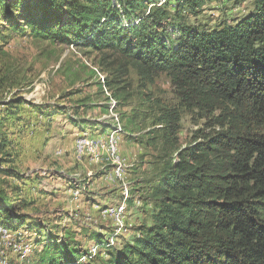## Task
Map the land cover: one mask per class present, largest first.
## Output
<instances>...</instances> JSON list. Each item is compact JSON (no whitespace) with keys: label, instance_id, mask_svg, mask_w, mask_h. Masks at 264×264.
I'll return each mask as SVG.
<instances>
[{"label":"trees","instance_id":"obj_1","mask_svg":"<svg viewBox=\"0 0 264 264\" xmlns=\"http://www.w3.org/2000/svg\"><path fill=\"white\" fill-rule=\"evenodd\" d=\"M162 1L0 0V227L33 233L42 251L32 264H264V0L232 25L209 29L182 15L198 16L207 0ZM28 36L121 60L115 78L99 84L110 91L129 67L145 83L164 74L181 108L205 120L179 148V113L159 111L153 123L166 155L149 189L150 223L120 243L114 231L97 230L94 257L67 227L56 234L51 220L30 222L8 190L7 179L18 175L5 167L12 162L2 129L26 103L20 89L30 70L6 48ZM90 109L73 108L71 123L83 128Z\"/></svg>","mask_w":264,"mask_h":264},{"label":"rangeland","instance_id":"obj_2","mask_svg":"<svg viewBox=\"0 0 264 264\" xmlns=\"http://www.w3.org/2000/svg\"><path fill=\"white\" fill-rule=\"evenodd\" d=\"M252 2L207 0L198 16H189L187 12L182 15L190 25L219 28L232 25L248 14ZM6 51L30 70L26 74V85L20 89L26 103L19 107L15 116L4 121L2 129L7 142L4 151L12 162L5 167L18 175L8 178L7 186L21 205V213L28 215L30 222L51 220L53 227H57L56 234H60L61 226L67 227L86 251L95 246L91 235L97 230L103 234L114 231L118 243L134 237L135 227L150 223L149 189L161 167L160 156L166 155L158 139L161 132H155L158 127L154 119L161 109L179 113L180 123L175 135L179 148L193 142L196 131L204 128L205 120L197 112L181 108L179 96L164 74L152 83H145L129 67L128 75L121 78L122 84L110 91L100 85L106 78H115L121 60L112 64L114 58L103 60L89 49L40 42L30 36L14 38ZM117 88L124 90L118 94ZM77 107L81 110L91 107L82 117L89 123L99 121L98 125L87 123L89 125L79 128L71 123L72 109ZM39 110L47 114L41 115ZM109 125H119L121 130L115 135V142L124 172L123 181L116 184L103 180L110 166L96 163L88 155L81 161L75 156L79 139L113 133ZM153 138L158 139L154 144L150 141ZM76 190L80 193L79 199L73 200L70 195ZM126 195L130 204L125 211L122 236H119L117 221L103 219L100 210L109 207L106 204L110 207L120 205ZM138 199L140 207L136 209ZM61 217L64 218L59 221ZM10 233L12 239L10 236L0 238V264H26L27 259V264L37 261L42 247L32 241L33 233L26 230ZM23 255L25 260H22Z\"/></svg>","mask_w":264,"mask_h":264},{"label":"bare ground","instance_id":"obj_3","mask_svg":"<svg viewBox=\"0 0 264 264\" xmlns=\"http://www.w3.org/2000/svg\"><path fill=\"white\" fill-rule=\"evenodd\" d=\"M110 129L113 131V133H111L110 131V133L106 134L104 137H97V138L87 137V138L79 139L76 142L75 156L80 160L86 157V155H88L90 156V158L93 159L94 162L104 164L105 166H110L111 170H109L106 174L103 175V180L111 184H116L123 181V172H124V164L123 161L117 156L116 142H115V135L121 133V130L119 128V125H111ZM79 194H80L79 191L76 190L70 196L73 200H77L79 199ZM126 200H127V195L125 197L124 202H122L120 205H116L115 207H110V206L104 207V209L100 210V215L103 219L114 218L117 221V226H116L117 234L122 233L121 231L124 230L123 219L126 211V205H125ZM9 236L11 237L10 231L3 227H0V238L1 237L7 238ZM112 242L113 239L110 240V243ZM96 251H97V247L94 246L91 247L88 253L91 257H94ZM25 258L26 256L23 255L22 260H25Z\"/></svg>","mask_w":264,"mask_h":264},{"label":"crops","instance_id":"obj_4","mask_svg":"<svg viewBox=\"0 0 264 264\" xmlns=\"http://www.w3.org/2000/svg\"><path fill=\"white\" fill-rule=\"evenodd\" d=\"M58 152V151H57ZM61 152V151H60ZM61 155H62V152H61ZM107 170V169H106ZM103 173V172H102ZM61 180V179H60ZM105 206H110V205H105ZM98 231H100V230H98ZM101 232V231H100ZM131 238V237H130ZM130 238H128V239H130Z\"/></svg>","mask_w":264,"mask_h":264},{"label":"built area","instance_id":"obj_5","mask_svg":"<svg viewBox=\"0 0 264 264\" xmlns=\"http://www.w3.org/2000/svg\"><path fill=\"white\" fill-rule=\"evenodd\" d=\"M9 238H11V239H12V237H9Z\"/></svg>","mask_w":264,"mask_h":264}]
</instances>
